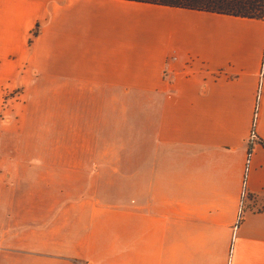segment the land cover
<instances>
[{"label":"crops","instance_id":"1","mask_svg":"<svg viewBox=\"0 0 264 264\" xmlns=\"http://www.w3.org/2000/svg\"><path fill=\"white\" fill-rule=\"evenodd\" d=\"M3 80L0 264H264V17L0 0Z\"/></svg>","mask_w":264,"mask_h":264},{"label":"trees","instance_id":"2","mask_svg":"<svg viewBox=\"0 0 264 264\" xmlns=\"http://www.w3.org/2000/svg\"><path fill=\"white\" fill-rule=\"evenodd\" d=\"M153 5L206 11L241 18L264 17V0H125Z\"/></svg>","mask_w":264,"mask_h":264},{"label":"rangeland","instance_id":"3","mask_svg":"<svg viewBox=\"0 0 264 264\" xmlns=\"http://www.w3.org/2000/svg\"><path fill=\"white\" fill-rule=\"evenodd\" d=\"M38 32V26L33 28L32 35L27 42L28 45L32 42L31 38L35 37ZM18 83L19 81L16 80L0 81V143L1 137L7 138V126L16 116L17 109L23 100V87ZM11 133L12 132L8 135L10 139H12ZM9 147H12L11 143L9 144Z\"/></svg>","mask_w":264,"mask_h":264},{"label":"built area","instance_id":"4","mask_svg":"<svg viewBox=\"0 0 264 264\" xmlns=\"http://www.w3.org/2000/svg\"><path fill=\"white\" fill-rule=\"evenodd\" d=\"M248 138H249L250 142H258V139L256 137L253 125H252V129L250 131ZM250 156H251L250 153H248V155L246 156V159H245V173H247V170H248V166L250 163Z\"/></svg>","mask_w":264,"mask_h":264}]
</instances>
